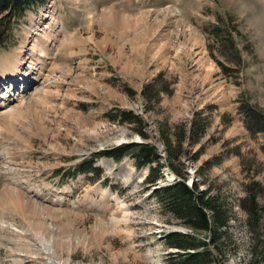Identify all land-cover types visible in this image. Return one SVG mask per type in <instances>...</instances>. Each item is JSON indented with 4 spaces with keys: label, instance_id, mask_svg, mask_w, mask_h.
Here are the masks:
<instances>
[{
    "label": "rangeland",
    "instance_id": "obj_1",
    "mask_svg": "<svg viewBox=\"0 0 264 264\" xmlns=\"http://www.w3.org/2000/svg\"><path fill=\"white\" fill-rule=\"evenodd\" d=\"M215 24L235 50L210 35ZM14 28L0 71L15 53L40 81L21 93L19 116H0V264H47L52 248L58 264H168L163 233L188 229L145 188L147 168L101 156L94 174L71 175L123 141L164 148L160 123L192 118L207 127L190 148L196 158H185L187 182L231 208L216 264H264L255 258L264 214L251 225L241 206L255 190L264 209V133H251L241 111L264 116V0H47ZM111 109L141 117L147 137L108 119Z\"/></svg>",
    "mask_w": 264,
    "mask_h": 264
},
{
    "label": "trees",
    "instance_id": "obj_2",
    "mask_svg": "<svg viewBox=\"0 0 264 264\" xmlns=\"http://www.w3.org/2000/svg\"><path fill=\"white\" fill-rule=\"evenodd\" d=\"M46 0H0V46H8L14 38L13 27L30 9H36ZM214 40L220 42L228 49L235 50V45L230 33L219 25H212L208 29ZM224 71L228 67L220 63ZM147 92V87L143 89ZM245 125L251 133H264V116L249 105H241ZM106 117L119 122H126L140 137L146 138L147 134L144 122L137 114L129 110L111 109ZM206 123L190 119L188 126L184 123L168 125L160 123L158 133L162 139L164 156L152 142L141 140L121 143L119 145L102 149L91 160L81 163L72 171V176L84 173H95L93 165L97 157H109L120 161L129 156L133 159L137 169L147 168V174L143 180L145 188L151 190L157 185V181L164 182L151 191V196L157 204L179 220V224L188 229L187 232L172 230L163 233V242L168 249L166 258L168 264H216V253H223L226 249V241L230 239L227 231L222 228L228 225L231 219L230 205L218 194L211 195L210 189H199L197 180L187 182L185 158H196L190 148L198 142L206 131ZM174 175L172 180L165 179V170ZM254 191H248L241 199V206L246 218L251 225L256 226L264 214L255 197ZM216 251V252H215ZM264 260V248L260 252V259ZM215 261V262H214Z\"/></svg>",
    "mask_w": 264,
    "mask_h": 264
},
{
    "label": "bare ground",
    "instance_id": "obj_3",
    "mask_svg": "<svg viewBox=\"0 0 264 264\" xmlns=\"http://www.w3.org/2000/svg\"><path fill=\"white\" fill-rule=\"evenodd\" d=\"M197 38H198V36H197ZM19 60H20L19 56L15 55V53L12 55L6 56L4 62H5V65L7 67H9V69L7 71H0V84L6 83V86H4L3 88L0 89V116L3 119H6L8 117L11 118L14 115V113H17L19 116V114H20L19 111H20L21 106H22L21 98L23 97V96H21V93H23L25 91L28 84L33 83V81H40V78L39 77H33L32 76V70L28 67H25L24 62H20ZM2 68H4V63L0 69H2ZM17 86H19V89H20L19 94L15 92V87H17ZM18 97L20 98V101L18 100L16 102H14L16 100V98H18ZM12 105H13V107H11ZM14 105H17V106L15 107ZM19 189H21V188H19ZM23 194L24 193L18 189L8 188L4 195H10V198L16 197L18 195V197H16V198L22 199V197H24ZM8 198L9 197H7V199ZM14 201H15V199H14ZM28 202H30V204H32V206H36L35 203L33 202V200H28ZM39 233H41L40 229H39ZM35 254L37 255L36 252H35ZM53 254H54V249L52 248V250L48 251V253H47V256H49L45 260V262L47 264H58L60 262V261L59 262L54 261L52 259ZM60 264H67V260L62 261Z\"/></svg>",
    "mask_w": 264,
    "mask_h": 264
},
{
    "label": "water",
    "instance_id": "obj_4",
    "mask_svg": "<svg viewBox=\"0 0 264 264\" xmlns=\"http://www.w3.org/2000/svg\"><path fill=\"white\" fill-rule=\"evenodd\" d=\"M131 141H137V140H131ZM126 142H130V141H123L121 143H126ZM121 143H119V144H121ZM119 144H117V145H119ZM156 187H158V186H154V187H152V189H155Z\"/></svg>",
    "mask_w": 264,
    "mask_h": 264
}]
</instances>
